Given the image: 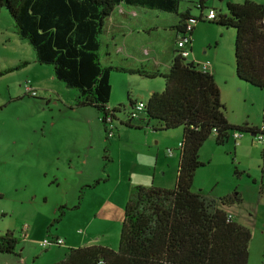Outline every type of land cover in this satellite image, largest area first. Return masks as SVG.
Segmentation results:
<instances>
[{"label":"rangeland","instance_id":"rangeland-1","mask_svg":"<svg viewBox=\"0 0 264 264\" xmlns=\"http://www.w3.org/2000/svg\"><path fill=\"white\" fill-rule=\"evenodd\" d=\"M189 1L194 0H180L179 10L190 7L192 15L197 16L195 4ZM228 1L240 3L244 0ZM252 1L264 7V0ZM204 4L207 7L214 4L220 11L225 8L224 0H204ZM121 7L130 9L126 5ZM144 18L142 25L148 26L153 22L157 26L161 25L164 17L162 12L154 11L147 12ZM132 22H136V17ZM195 29H198L197 33ZM154 31L157 30H147L148 36L134 32L119 33L117 46L139 43V46H159L158 51L169 40L162 31L160 34ZM108 38L106 36L105 39L103 35L112 54L111 59L121 61L125 55H115L113 41ZM233 38V28L220 26L213 21L197 22L191 34L194 53L201 56L205 51L203 43L209 41V52L215 50L218 54V72L222 74L221 83L222 80L224 83V86H220V101L227 121L235 124L247 122L262 128L264 88L254 87L236 77ZM104 50V47L100 48L102 63H105L106 57ZM186 60L190 61L191 56ZM22 61L26 62L22 66L25 69L19 70L22 67L18 66L20 68L0 75V235L9 231L18 238L15 253H0V264H52L62 259L70 247L66 242L68 236L84 238V241L96 236L92 244L116 250L129 185L141 181L144 184L138 185L156 186L152 183L151 170L157 148L160 154L155 165L157 180L162 179L160 172L163 170L165 179L170 176L165 166V158L168 157L166 150L170 149V155L178 158V145H172L174 140L160 135L168 132L169 137L172 134L176 137V132H179L181 137L180 127L153 131L139 120L143 118L142 112H137L132 123L139 122L148 130L145 133L142 130L126 131L122 124L130 111L129 100L137 102L139 97L145 100L148 92L140 94L144 87L159 83L163 88L164 79L158 75L147 78L110 72L112 89L108 107L118 109L113 120L114 130L120 134L117 141L115 133L106 138L99 121L89 122L77 113L84 108H75L72 99L76 89L66 87L55 77L50 78L52 65L35 61L32 47L26 40L17 37L12 18L1 7L0 62L4 66L0 67V71ZM125 63H132V60L126 59ZM25 80L36 90L35 97L23 93L22 83ZM54 92L61 96L59 100H56ZM134 93L138 96H133ZM67 101H72L71 108L67 106L71 105ZM86 112H91L94 117L97 113L92 107H87ZM153 123L150 121L149 125ZM237 140L233 141L231 131L222 144H216L212 135L202 143L198 158L203 164L195 169L190 190L212 196L219 189L221 195L227 190L239 193L241 201L230 204L226 210L232 214L235 222L250 227V233L253 232L246 264H264V233H260L257 226L259 221H254L253 216L249 215L257 209L255 203L260 189L262 142L248 132L240 133ZM176 167L177 161L174 177ZM129 177L131 181L128 182ZM173 184L174 180L163 188H172ZM126 185L124 195L122 188ZM24 225L26 229L22 231ZM55 237L60 238L63 244L42 247L44 238Z\"/></svg>","mask_w":264,"mask_h":264},{"label":"trees","instance_id":"trees-1","mask_svg":"<svg viewBox=\"0 0 264 264\" xmlns=\"http://www.w3.org/2000/svg\"><path fill=\"white\" fill-rule=\"evenodd\" d=\"M179 2L0 0V8L3 7L12 18L17 37L32 47L35 61L52 65L54 77L66 87L76 89V107H92L98 112L106 138L115 133L113 120L118 112V109L107 105L112 71L145 77L161 76L163 88L149 94L141 110L143 118L139 120L154 131L181 128L172 188L153 185L130 187L123 207L117 249L94 244L71 246L62 259L52 264L247 263L250 230L227 218L229 213L226 210L230 204L241 201L240 194L229 192L216 197L202 191L193 192L190 186L195 169L203 164L198 158L199 148L210 135L216 144H222L231 131L232 136L248 132L262 142L260 157L264 159V127L251 126L247 122H228L211 66L209 71H205L197 63L180 56L176 42L184 34L191 39L194 25L199 21H213L233 28L236 77L254 87L264 88V7L252 0L240 3L227 1L223 13L212 7L215 15L207 20L205 14L210 7L204 6V0H198L194 5L198 9L197 16L191 14L190 7L179 10ZM122 3L137 10L141 20L145 19L147 12L163 13L161 25L149 23L147 30L169 27L179 34L174 42V55L165 72H148L101 62L100 39L104 23L114 8ZM201 11H204L203 15ZM167 18L173 22L175 19V22L164 25ZM188 18L194 22L186 31ZM187 48L189 50V46ZM25 63L22 61L18 66ZM13 69L1 70L0 75ZM36 95L37 92L29 96ZM129 105L131 110L134 102H129ZM128 116L127 113L124 123L120 121L126 129L143 128L139 122L132 123L134 118ZM150 121L154 123L149 125ZM17 242L18 238L9 231L1 234L0 253H15ZM61 244L63 241L51 245Z\"/></svg>","mask_w":264,"mask_h":264},{"label":"crops","instance_id":"crops-1","mask_svg":"<svg viewBox=\"0 0 264 264\" xmlns=\"http://www.w3.org/2000/svg\"><path fill=\"white\" fill-rule=\"evenodd\" d=\"M218 1H222V0H218ZM224 1L227 2L228 0H224ZM189 2H193L194 4H197L198 0L189 1ZM121 5H126V4L122 3L120 5H117L114 8L111 16L104 23L103 32L101 34V39H100L101 40L100 45H101L102 48L104 47V49H105L104 50V56H106L105 57V63H103V64H105V65H119V66H123L124 68H131V69H133V68H141L142 70L148 71V72L149 71H158V72H161V73L165 72L167 70L169 64H170L172 56L174 55V49H175L174 48V42L176 40V37L179 36V34L173 29H168L169 27L156 28L157 31H154L155 33L160 34V33L163 32V34L167 35L166 37L169 40V43H167L166 46L160 47L161 49L158 50V51H157V48L159 46H153V47H147L146 45L139 46V43L135 44L134 46H130V45H126V46L119 45V46H117V39L120 38L119 33H122V32L132 33V32H134L135 34H141L142 33V34H146L147 36L149 35V33L147 32V29L149 27L145 26L144 24L143 25L141 24L142 20L140 19V17H138L139 16L138 15V11L135 10L133 7L131 8L130 6H129L130 9H128V8L125 9V8L121 7ZM126 6H128V5H126ZM204 6L207 7L206 4H204ZM208 7H213V8H215L217 10V12H220V13L224 12V10L220 11L219 9H217L214 4H211ZM196 10H198V9H196ZM140 12L144 13V11H140ZM201 14L203 15L204 11H201ZM134 17H136V22L135 23L132 22V19ZM174 22H175V19H174ZM174 22H173V19L169 20L167 18V21H166V23L164 25H167V26H168V24L172 25ZM263 22H264V17H263ZM139 25L141 26V29H140ZM158 29H159L160 32L158 31ZM195 30H196V33H197L198 29H195ZM192 33H193V30H192ZM103 35H105V39H106V36H107V37H109L108 38L109 41H113L112 48H113V51H114L115 55L120 54V53L125 55L124 58L121 59V61H118L116 59H111L112 54L107 49L108 47L106 45V41L103 39ZM120 35H123V34H120ZM141 42L145 43L143 40H141ZM203 46H204V50L208 51V53H206L204 51L202 53V55L199 56V53H196V52L194 53L193 44H192V42H190V45H189V50H190L189 56H191V60L190 61H192L194 63H198V62H201V61H204V60H210V65H211V69H212L211 70V74H212V77H213L216 85L218 86V89H219V92H220V99H221L222 95H221V87L220 86H224V85H222L224 83H223V80H222V83H221L220 75H222V74L218 72L219 71L218 65H217V60L219 59L218 54H217V52L215 50L213 52H211V51L209 52V50L211 49V43L209 41L203 43ZM126 59H131L132 63H125ZM113 62H115V63H113ZM144 63H146V65H144ZM0 64H2V62H0ZM19 64H17L16 66H18ZM221 65H222V63H221ZM3 66H4V63L2 65H0V67H3ZM16 66H14L13 70L17 69ZM23 66H25V65H23ZM147 66H149L148 69H147ZM20 67H22V66H20ZM20 67H18V68H20ZM7 68H12V67L8 66ZM143 68H145V69H143ZM5 69L6 68H4L2 70H5ZM23 69H25V68L22 67L19 70H23ZM118 73H122V72H118ZM124 74H126V73H124ZM130 75H134V74H130ZM135 75H137V74H135ZM52 77H54L53 72L51 73V77L50 78H52ZM143 77H145V76H143ZM159 77H161V76H159ZM109 78H110V76H109ZM149 78H154V77H149ZM25 82H27V81L26 80L23 81V83H22L23 86H24ZM68 88H70V87H68ZM111 89H112V87L110 85V91H111ZM144 89L145 90L143 92H140L141 95L146 94L147 92H148V94H150L152 92L161 91L162 87H160L159 83H154L153 85H150V84L147 85L146 87H144ZM23 93L25 94L24 87H23ZM54 93H55V95L57 97L56 100H59L61 98L59 93H57V92H54ZM19 94H21V93H19ZM75 95L76 94H74L73 99H72L74 104H75ZM133 96H138V95L136 93H134ZM14 97L17 98V95H14ZM140 98L141 97H139V99H136V100L144 102L147 99L146 98L144 100V99H140ZM61 101H63V99H61ZM67 102L69 104H71V105H67L68 107L73 105V103H71L72 101H67ZM129 102H135V101L129 100ZM69 108H71V107H69ZM75 108H81V109L84 108L83 110H81L80 112H77V113H79L81 115V117L85 118V120H87L89 122H93V121L96 120V123H99L98 122L99 121L98 112L96 110L95 111L97 113L95 114L96 116L94 117L91 112H86L87 107H76L75 106ZM112 108H114V107H112ZM128 129H131V130H127V129H125V130L126 131H132V132H136V131L142 130V132H144V133L146 131H148L144 127L140 128V129H136V131L133 128H129L128 127ZM151 130H153V129H151ZM115 134H117L116 130H115ZM160 136L161 137H165V138H171L170 140H172V141L174 140L171 144L175 145V146L178 145L179 140H180V133L179 132H176V137L173 134L169 137L168 132H165L164 134H162ZM116 138H117V141L120 140L119 139L120 138V134L119 133L116 135ZM232 139H233L234 142L238 141L237 138H234L233 136H232ZM236 144L237 143H235V145ZM159 156H160V154H159L158 148H157L155 153H154L153 166H152V170H151V175H152L151 179H152V183H154L156 186L164 187V186H166V184L172 182V180L175 179L173 171H174V166H175L176 161H177V156L173 154V155H168V157L165 158L166 159L165 160V162H166L165 166H166V168L169 169L170 176H168V178L165 179V171L163 170V171L160 172V175L162 176V179L157 180V179H155V165H156V163L159 160ZM260 159H261V162H262V168H261V175H260V179H259L260 189H259V192H258V195H257V199H256V203H255L257 205V209L255 211H253V213H249V215L253 216L252 218L254 219V221H259V224L257 226L260 228V233H264V159H262L261 157H260ZM160 169L162 170V168H160ZM155 180H157V183H155ZM253 180H255V179L253 178ZM127 181L128 182L131 181V177H129L127 179ZM128 184H131V183H128ZM138 184H144V183H142L140 181L136 185H138ZM129 186L131 187V185H129ZM123 189L124 190L127 189V185L124 186V188H122V192L125 195L126 193L123 191ZM219 190L217 191V193L215 195L216 197L223 196V195H221ZM228 191L229 190H227L226 193H229ZM122 198H123V196H122ZM240 198H241V196H240ZM120 201H121V199H120ZM259 213H261V216L259 215ZM230 215H231V218L233 219L232 214H230ZM254 226L255 225H253V228H254ZM247 228L250 230V227L247 226ZM250 232H251V230H250ZM252 233H251L250 240H251V238L253 236ZM95 237H91V238L89 237V238H87L84 241V238H77V237L74 238L73 236L72 237L68 236L67 239H66V242H69L70 247L71 246H77V245H93L92 243L95 242ZM76 239L80 243L77 242ZM263 242H264V238H263Z\"/></svg>","mask_w":264,"mask_h":264},{"label":"built area","instance_id":"built-area-1","mask_svg":"<svg viewBox=\"0 0 264 264\" xmlns=\"http://www.w3.org/2000/svg\"><path fill=\"white\" fill-rule=\"evenodd\" d=\"M215 15V12H214V9L212 7L208 8L206 10V14H205V18L208 20V19H212ZM193 22L194 20L192 18H188V22L185 26V30L186 31H189L192 26H193ZM190 37L186 34H184L182 37H180L177 42H176V46L179 50V55L182 56V57H188L189 55V50H188V46L190 45ZM198 67L202 70H205V71H209L210 70V62L209 61H203V62H198ZM24 91L25 93L31 95V96H34L36 94L35 92V89L32 88L28 83H25L24 84ZM144 106V102L143 101H137V102H134V105L132 107V109L128 112V115L131 117V118H135L137 117V112H141L142 108ZM128 116V117H129ZM109 136L111 135V132L108 134ZM234 138H237L238 135L237 134H234L233 135ZM166 153L168 155L171 154V150L170 149H167L166 150ZM227 218H231V215L230 214H227ZM26 229V226L24 225L21 230L22 231H25ZM60 244L62 243V240L60 238H55V239H47V238H44L42 241H41V245L42 246H49L51 244Z\"/></svg>","mask_w":264,"mask_h":264}]
</instances>
